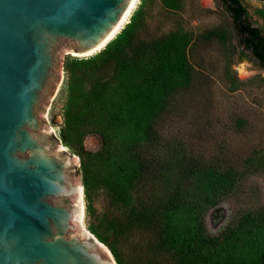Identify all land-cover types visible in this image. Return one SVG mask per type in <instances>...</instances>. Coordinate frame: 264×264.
Returning <instances> with one entry per match:
<instances>
[{
  "label": "trees",
  "instance_id": "obj_1",
  "mask_svg": "<svg viewBox=\"0 0 264 264\" xmlns=\"http://www.w3.org/2000/svg\"><path fill=\"white\" fill-rule=\"evenodd\" d=\"M142 0L130 21L101 51L64 60L62 143L80 157L87 228L114 255L117 264H264V207L240 212L218 234L206 215L238 188L245 175L232 164L193 154L161 133V119L178 94L197 76L190 50L198 38L183 26L146 35L148 8ZM239 35V44L264 65V0L254 19L220 0ZM170 13L187 0H160ZM228 25L200 37L229 43ZM230 90L244 83L228 68ZM101 139L97 150L88 135ZM264 151L250 158L264 163ZM104 195L98 209L95 200Z\"/></svg>",
  "mask_w": 264,
  "mask_h": 264
},
{
  "label": "water",
  "instance_id": "obj_2",
  "mask_svg": "<svg viewBox=\"0 0 264 264\" xmlns=\"http://www.w3.org/2000/svg\"><path fill=\"white\" fill-rule=\"evenodd\" d=\"M132 1L0 0V264H117L74 222L86 208L80 157L42 132V114L62 83L64 52L101 51ZM229 2L241 22L242 3Z\"/></svg>",
  "mask_w": 264,
  "mask_h": 264
},
{
  "label": "rangeland",
  "instance_id": "obj_3",
  "mask_svg": "<svg viewBox=\"0 0 264 264\" xmlns=\"http://www.w3.org/2000/svg\"><path fill=\"white\" fill-rule=\"evenodd\" d=\"M159 1L148 8L146 35L167 33L180 26L194 30L198 35L190 50L197 76L191 88L178 94L165 112L160 123L162 135L168 140L183 143L193 154L218 160L224 165L232 164L245 172L236 191L206 215L207 231L218 234L240 212L264 207V163L249 161L264 151V69L254 59L240 55L242 46L238 32L220 0H187L185 9L178 13H170ZM242 1L261 24L255 8L262 6L263 2ZM141 2L136 1L123 26L130 21ZM218 25H228V47L217 38L207 40L200 37ZM67 55H72V52H64V57ZM228 68L244 82L235 91L230 90ZM63 74L62 83L43 108L42 132L49 137H60L65 72ZM85 146L97 150L101 146L100 137L88 135ZM65 150L68 154L73 153L69 147L65 146ZM74 165L81 181L80 159L75 160ZM95 205L103 209L104 195L96 197ZM76 223L74 230L80 233ZM83 224L87 227L86 218Z\"/></svg>",
  "mask_w": 264,
  "mask_h": 264
},
{
  "label": "bare ground",
  "instance_id": "obj_4",
  "mask_svg": "<svg viewBox=\"0 0 264 264\" xmlns=\"http://www.w3.org/2000/svg\"><path fill=\"white\" fill-rule=\"evenodd\" d=\"M136 1H137V0H133V1H132V3H131V8H130V10H129V13H128V14L125 16V18L123 19V24L127 21L128 16H129V14L131 13V11L133 10ZM78 189H79V191H80V193H81V188H78ZM78 201H79V202L81 201V197L78 198ZM77 212H78V210H77ZM77 212H76V214H75L74 222H77V223L81 224V225H80V226H81V229L83 228L85 234H89L88 231L84 228V224H83V223H84V217L82 218L79 214H77Z\"/></svg>",
  "mask_w": 264,
  "mask_h": 264
},
{
  "label": "flooded vegetation",
  "instance_id": "obj_5",
  "mask_svg": "<svg viewBox=\"0 0 264 264\" xmlns=\"http://www.w3.org/2000/svg\"><path fill=\"white\" fill-rule=\"evenodd\" d=\"M260 38L264 40L263 36H261ZM244 47L245 46L242 45V50L240 52L241 56H243L242 51L245 49ZM245 52L248 54V56H247L248 58L254 59L256 62H258V66H260L262 69H264V65L260 61L256 60V58L251 54V52L249 50H245ZM56 137H58V136L56 135Z\"/></svg>",
  "mask_w": 264,
  "mask_h": 264
}]
</instances>
